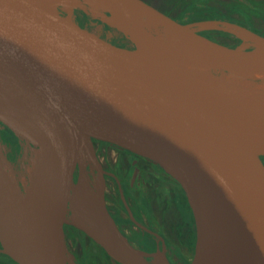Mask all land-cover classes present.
<instances>
[{
  "label": "water",
  "instance_id": "obj_1",
  "mask_svg": "<svg viewBox=\"0 0 264 264\" xmlns=\"http://www.w3.org/2000/svg\"><path fill=\"white\" fill-rule=\"evenodd\" d=\"M98 1L132 21L113 0ZM129 1L166 26L222 29L240 42L195 33L116 43L75 20L81 0H0V93L8 103L0 116V252L18 264H77L64 241L77 199L97 224L86 235L114 261L153 264L158 256L171 264L159 248L132 244L103 190L80 175V158L103 173L93 147H81L88 136L142 156L177 182L195 224L192 260L264 264V87L229 77L230 69L264 66V35L220 20L182 24L143 0ZM26 109L37 114L50 154L27 187L2 132L7 126L15 134Z\"/></svg>",
  "mask_w": 264,
  "mask_h": 264
},
{
  "label": "flooded vegetation",
  "instance_id": "obj_2",
  "mask_svg": "<svg viewBox=\"0 0 264 264\" xmlns=\"http://www.w3.org/2000/svg\"><path fill=\"white\" fill-rule=\"evenodd\" d=\"M143 1L182 24L220 20L264 34V0ZM81 7L78 5L73 9V16L80 24L110 41L122 44L131 41L122 30L100 19L96 10L86 4L85 8ZM105 14L109 15V12ZM197 33L226 45L240 42L222 29L207 28ZM35 126L43 135L42 127ZM4 131L5 128L2 132L9 153L19 164ZM92 145L103 171L98 169L104 180L107 209L130 242L147 252L159 248L171 264H190L195 247V224L177 182L157 165L127 149L99 139H92ZM64 241L77 264H119L83 230L68 222L64 224ZM4 257L10 258L0 252V261Z\"/></svg>",
  "mask_w": 264,
  "mask_h": 264
},
{
  "label": "bare ground",
  "instance_id": "obj_3",
  "mask_svg": "<svg viewBox=\"0 0 264 264\" xmlns=\"http://www.w3.org/2000/svg\"><path fill=\"white\" fill-rule=\"evenodd\" d=\"M86 5L91 9L100 11L102 15H99L107 24L121 28V30L128 35L130 40L135 41L141 38H157V39H186L188 37H193V35L201 30V27H194L188 30L179 29L176 27L166 26L160 20L145 16L140 12V10L129 0H113L117 8L125 15L131 18L132 21H127L119 18L118 16L112 14L113 12L107 9L98 0H83ZM64 8V7H63ZM62 8V9H63ZM104 12H109L110 15H105ZM112 14V15H111ZM158 25L159 30L157 32H152L148 30V27ZM179 67L184 68L198 75L210 76L212 71L208 67H190L185 65H179ZM229 77L234 81L263 86L264 87V66L256 67L251 69L249 72L239 71L236 69L229 70ZM8 103L6 99L0 93V116L1 118L6 117V109ZM20 127L25 129L28 133L30 141L35 145V150L32 157V166L29 171V178L32 179L36 173L41 170L50 158V154L46 149L45 134L41 135L39 129L35 124L41 126L40 120L32 109H26L22 112L18 120ZM28 127V130H26ZM42 127V126H41ZM81 147L84 150H89L91 148L92 142L88 136H83L80 141ZM229 163L228 160H225ZM20 164V163H19ZM21 169V168H20ZM78 171L80 175L89 178L90 181L98 187L100 190L104 191V180L102 174L98 171V168L87 158H80L78 161ZM20 176L22 183L25 187L28 185L27 177L25 172L20 170ZM93 176V178L91 177ZM92 179H91V178ZM237 206L242 209L244 203L241 200L237 201ZM68 223L81 228L85 233L91 235L97 229V224L94 217L88 212V210L78 201L74 200V203L70 207L67 216ZM153 264H165L162 259L156 256L153 260ZM190 264H199L198 257H194Z\"/></svg>",
  "mask_w": 264,
  "mask_h": 264
},
{
  "label": "rangeland",
  "instance_id": "obj_4",
  "mask_svg": "<svg viewBox=\"0 0 264 264\" xmlns=\"http://www.w3.org/2000/svg\"><path fill=\"white\" fill-rule=\"evenodd\" d=\"M82 6L81 8H85V4H80ZM98 13V14H97ZM96 14L102 15L100 11H97ZM105 14V12H104ZM106 15V14H105ZM110 15V14H109ZM197 33V32H196ZM234 35V34H232ZM264 35V34H263ZM235 36V35H234ZM236 37V36H235ZM240 39L239 37H237ZM4 126V125H3ZM5 128V127H3ZM15 137L17 140V146H13L14 149V158H17V161L20 163V170L25 172V176L27 177V182H29V171L32 166V157L34 153L35 145L30 141L27 132H25V129L23 127H18ZM0 264H16L13 262L10 258H5L4 260L0 261ZM95 264H99L96 262Z\"/></svg>",
  "mask_w": 264,
  "mask_h": 264
},
{
  "label": "trees",
  "instance_id": "obj_5",
  "mask_svg": "<svg viewBox=\"0 0 264 264\" xmlns=\"http://www.w3.org/2000/svg\"><path fill=\"white\" fill-rule=\"evenodd\" d=\"M5 135H6V138L8 139V141H10L12 143L13 146H17V140H16V137H15V134L14 132L7 126H5V131H4ZM95 242V241H94ZM96 243V242H95ZM103 252H105L103 249H102ZM13 260V259H12ZM14 261V260H13ZM15 262V261H14ZM17 263V262H16Z\"/></svg>",
  "mask_w": 264,
  "mask_h": 264
}]
</instances>
